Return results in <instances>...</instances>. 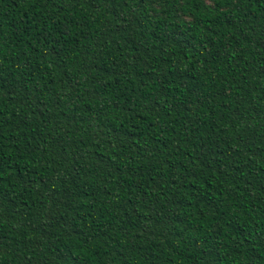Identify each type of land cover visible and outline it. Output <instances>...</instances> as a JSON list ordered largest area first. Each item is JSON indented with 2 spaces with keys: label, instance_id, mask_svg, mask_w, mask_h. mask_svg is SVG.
Segmentation results:
<instances>
[{
  "label": "trees",
  "instance_id": "16d2710c",
  "mask_svg": "<svg viewBox=\"0 0 264 264\" xmlns=\"http://www.w3.org/2000/svg\"><path fill=\"white\" fill-rule=\"evenodd\" d=\"M0 264H264V0H0Z\"/></svg>",
  "mask_w": 264,
  "mask_h": 264
}]
</instances>
